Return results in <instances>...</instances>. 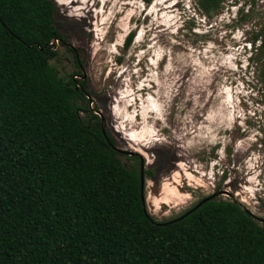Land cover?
Wrapping results in <instances>:
<instances>
[{
  "label": "trees",
  "instance_id": "obj_1",
  "mask_svg": "<svg viewBox=\"0 0 264 264\" xmlns=\"http://www.w3.org/2000/svg\"><path fill=\"white\" fill-rule=\"evenodd\" d=\"M224 1L197 4L211 17ZM59 14L55 0H0V264H264V223L233 198L149 212L143 160L126 167L102 128ZM251 41L264 89V28ZM58 45L78 72L51 64Z\"/></svg>",
  "mask_w": 264,
  "mask_h": 264
},
{
  "label": "rangeland",
  "instance_id": "obj_2",
  "mask_svg": "<svg viewBox=\"0 0 264 264\" xmlns=\"http://www.w3.org/2000/svg\"><path fill=\"white\" fill-rule=\"evenodd\" d=\"M55 1L91 107L119 150L155 169L145 195L156 220L226 191L218 199L241 202L264 223V89L251 45L264 0H225L211 17L197 0ZM57 49L50 62L60 75L78 72L72 52Z\"/></svg>",
  "mask_w": 264,
  "mask_h": 264
},
{
  "label": "water",
  "instance_id": "obj_3",
  "mask_svg": "<svg viewBox=\"0 0 264 264\" xmlns=\"http://www.w3.org/2000/svg\"><path fill=\"white\" fill-rule=\"evenodd\" d=\"M100 117H101V119H102V128L104 129V125H105V119H104V117H103V115L101 114V112L100 111H95ZM121 154H125V155H136L137 153H134V152H127V151H123V150H119V149H117ZM137 155H139V154H137ZM140 156V155H139ZM145 164H144V162L142 161V164H141V181H142V190H143V192H142V199H143V201L145 202L146 201V197H145V194H144V189H145V175H144V171H145ZM224 193H227L226 191H223V192H216V193H214V194H212V195H210V196H207V197H205V198H203L198 204H197V206L195 207V208H197V207H199L200 205H202V204H204L205 202H207V201H210L211 199H213V198H216V197H218L219 195H221V194H224ZM194 208V209H195ZM193 209V210H194Z\"/></svg>",
  "mask_w": 264,
  "mask_h": 264
},
{
  "label": "snow or ice",
  "instance_id": "obj_4",
  "mask_svg": "<svg viewBox=\"0 0 264 264\" xmlns=\"http://www.w3.org/2000/svg\"><path fill=\"white\" fill-rule=\"evenodd\" d=\"M249 47H251V45H249Z\"/></svg>",
  "mask_w": 264,
  "mask_h": 264
}]
</instances>
